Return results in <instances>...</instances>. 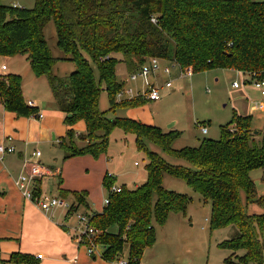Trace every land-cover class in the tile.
<instances>
[{
	"label": "trees",
	"instance_id": "1",
	"mask_svg": "<svg viewBox=\"0 0 264 264\" xmlns=\"http://www.w3.org/2000/svg\"><path fill=\"white\" fill-rule=\"evenodd\" d=\"M155 19L156 22L152 20ZM53 21L57 46L65 59L76 64L66 78L53 73L57 59L45 38V27ZM27 56L37 77L50 83L54 102L70 127L61 141L64 159L82 156L99 159L107 154L110 134L115 128L136 136L139 150L148 157L147 181L134 189L124 185L113 193L108 173L104 186L109 204L93 214L91 225L99 231L95 244L105 246L102 258L115 262L129 249L127 264H140L145 251L156 242L154 222L164 226L171 214L185 213L190 198L163 186V174L183 179L211 205L210 229L232 230V238L220 245L232 252L226 264H264V214L251 215L242 202L264 208V197L256 198L251 173L264 169V131L256 134L251 117L234 115L221 128V138H204L197 148L176 151L171 148L176 131L139 122L111 119L100 109L103 84L109 95L110 111L135 107L148 101L136 98L116 102L124 84L116 79V55L136 72L150 58H158L179 67L181 72L204 73L234 69L244 74L264 73V2L253 0H36L33 9L0 5V58ZM100 72L96 78L92 64ZM0 104L17 117H36L39 110L30 107L22 90V77L0 71ZM84 121L86 133L78 135L86 145L77 147L73 126ZM149 139L165 151L185 159L191 167L167 163L145 148ZM34 197L41 195L36 181ZM73 194L85 204L86 191L60 190ZM74 205L70 204L73 210ZM116 228L117 232H112ZM243 255L239 256V252ZM235 257L236 262L233 261ZM30 258L15 253L18 264Z\"/></svg>",
	"mask_w": 264,
	"mask_h": 264
},
{
	"label": "rangeland",
	"instance_id": "2",
	"mask_svg": "<svg viewBox=\"0 0 264 264\" xmlns=\"http://www.w3.org/2000/svg\"><path fill=\"white\" fill-rule=\"evenodd\" d=\"M35 4L36 0H0V5L8 7L33 9ZM44 33L48 47L53 57L57 59L53 68L54 75L60 78L69 77L76 70V64L70 60H66L64 52L58 48L56 27L53 21L48 23ZM24 61L22 59L17 60L12 70L22 77L25 101H37L40 111L47 112L57 109L53 100L49 80L45 76L37 77L29 64ZM92 68L96 78L99 80L100 72L98 67L93 63ZM0 71L3 70L0 68ZM115 71L118 83H125L124 87L132 86L134 89L142 91L147 89V85L157 84L162 86L167 81L173 80L175 89L167 91L162 97V100L144 104L151 109L149 112L157 119L158 125L156 124L153 127H158L163 133H169L173 129L180 133L171 145V148L176 151L184 148H197L203 138L219 140L221 138V128L229 125L236 113L233 106L234 96L231 94L234 82L240 81L241 86L253 85L249 78L240 76L237 78L233 72L225 69L196 73L192 76H183L179 67H174L170 77L162 75L157 79L156 74L150 75L147 79L139 78L132 85L126 83V80L133 72L123 62L118 60ZM241 78L248 79L249 82H243ZM105 88L103 84L104 90L100 97V109L102 112H106L109 118L118 119L123 116V110L126 109L119 107L115 111H110L109 95ZM115 101L117 102V99ZM258 115L256 114V116ZM45 119L53 120V116L47 114ZM198 124H206L209 133L203 135ZM53 128L58 130L59 135L65 132L64 137H66V124L63 119L60 121L56 120ZM84 133H86V130ZM72 141L77 147L87 144V142H80L77 136ZM144 145L148 151L157 153L171 165L191 167L185 159L165 151L162 146L149 139L144 140ZM44 151L42 152H44L46 158H53L55 154L59 153L64 154L60 142L50 143ZM102 156L106 158L109 175L115 178V180H112L113 188L124 185L127 189H132L141 181H147L148 173L145 168L149 160L147 154L139 150L135 135L127 134L121 128H115L110 134L107 154ZM85 158L81 157V159ZM63 160L66 161L65 159ZM251 176L256 185L255 197L259 198L264 195V172L262 169L255 170ZM55 180L56 178L50 181L44 179L42 188L46 191V194L43 193L42 195L51 196V192L55 190L53 185ZM164 182L169 191L188 196L190 203L184 214H172L166 225L159 226L154 222L156 242L153 247L145 251L140 264H226V259L231 256L232 252L228 249L221 248L220 245L232 238V230L222 228L211 231L210 203L204 201L202 196L195 192L183 179L164 173L163 186ZM103 189H105V186L94 187L91 191L89 198L91 199L90 206L92 208H97L98 210L101 208L104 210V200L109 197V192L107 189L106 192ZM241 197L249 214L257 215L262 212V209L264 210V208L255 203L247 204L244 192H242ZM61 202L62 199L60 200ZM84 208L79 211L80 214L91 216L94 214L93 210L89 212L87 207ZM95 213H99V211ZM94 231L93 242L95 243V237L99 235V231L95 228ZM128 252L129 249L125 246L123 257L119 260H126L128 258ZM243 253V251H240L238 254L241 256ZM233 261L236 262L235 257H233Z\"/></svg>",
	"mask_w": 264,
	"mask_h": 264
},
{
	"label": "crops",
	"instance_id": "3",
	"mask_svg": "<svg viewBox=\"0 0 264 264\" xmlns=\"http://www.w3.org/2000/svg\"><path fill=\"white\" fill-rule=\"evenodd\" d=\"M253 1L264 2V0ZM115 57L123 62L122 56L116 55ZM21 59L30 66L27 56L0 58V68L2 65L6 66V70L1 71V73L16 74L12 68L17 60ZM225 70L233 72L237 78L244 74L234 69ZM162 75V73L159 74L158 79ZM23 85L24 82L22 83V90ZM174 89L162 91L163 96L167 91ZM231 94L234 96L235 115L251 117L252 129L258 132L264 131V88H256L253 85H240L238 88L232 86ZM29 101H32L39 110L37 101L28 100L26 102ZM124 109L126 110H123V116L119 118L152 126L157 124V119L151 115L149 112L151 109L145 104ZM39 113L44 115L43 119L33 116L17 117L16 114L6 111L4 106L0 104V143L4 142L6 138L12 137V145L15 147V153L8 154L3 160H0V264H16L11 261V257L15 253L30 258L28 262L18 264H118L123 254L117 257L115 262H109L102 258L106 249L102 244H97L93 256H90L87 246L88 239L81 237L77 229V216L81 209H85L84 207H87L89 212L93 210L94 214L103 212L101 208L98 210L90 206L89 195L91 196L94 187H104V180L108 173L106 158L101 156L99 160H94L92 156L86 155L82 156L86 157L85 159L77 157L64 161L65 155L62 153L55 154L53 158H46L44 155L45 148L52 142H60L61 144L62 139L65 138V132L59 135L58 130L53 128L55 121L64 120L65 115L58 108L47 112L39 110ZM47 114L52 115L54 121L45 119ZM256 114L259 115L256 116ZM69 129L70 127L66 125V133ZM73 130L76 136L85 134V122H78L73 126ZM50 147L52 148V146ZM36 151L41 152L39 158L33 156ZM28 160L39 162L52 171V174L50 173V175L38 180L40 181L41 195L46 194L42 188L44 179L50 181L56 178L53 184L55 190L50 195L58 197L59 200L62 199V202L48 213L42 211L33 200L24 198L15 186V180L24 173V163ZM262 170L264 172V169ZM112 180L115 178L112 177ZM252 180H254L253 177ZM143 182L136 184L134 188ZM164 187L167 189L165 182ZM61 189L76 193L86 191L88 196L85 197V204L77 203L73 194L61 195ZM103 190L106 192V187ZM65 203L73 204V210L68 209L64 205ZM103 207L105 206L103 205ZM96 211L99 213H95ZM261 211L260 214H264V210ZM112 232L116 233L117 229L113 228Z\"/></svg>",
	"mask_w": 264,
	"mask_h": 264
},
{
	"label": "built area",
	"instance_id": "4",
	"mask_svg": "<svg viewBox=\"0 0 264 264\" xmlns=\"http://www.w3.org/2000/svg\"><path fill=\"white\" fill-rule=\"evenodd\" d=\"M156 22L155 19L152 20ZM176 67L173 64L165 63L164 61L158 58H150L146 63H144L136 72H133L131 76L128 77L126 83H135L139 80V78L147 79L150 75H155L158 79L159 74H163L165 76L170 77L173 73V68ZM1 70L5 71L6 66L2 65ZM158 73V74H157ZM183 76H192L191 72H182ZM245 74L241 75L244 77ZM251 83L256 88H264V73L261 74H248ZM241 78L243 82H249L248 79ZM125 85V83H124ZM233 86L238 88L240 86V81H235ZM174 88L173 80L167 81L164 85L159 86L157 84L147 85V89L145 90H136L132 86L124 87L118 92L116 99L118 102L125 100H132L136 98H141L149 102H157L160 101L163 97L162 91L171 90ZM30 107H36L32 101L27 103ZM44 115L39 113L35 118L43 119ZM199 125V124H198ZM203 134L208 133V128L206 125H199ZM13 138L8 137L4 140V142L0 143V160H3L6 155L15 153V147L12 145ZM35 158H39L41 156L40 151H36L33 153ZM52 174L50 169H47L39 162H33L28 160L24 163V173L20 175L15 180V186L22 194V196L28 200H33L37 206L44 212L48 213L55 207L60 204V200L58 197L54 196H44L40 195L39 197H34L35 183L36 181L42 179L46 175ZM108 177H112L108 173ZM113 193L121 192V187H114L112 189ZM109 197L104 200V205L107 206L109 204ZM68 209H70V204H64ZM91 215L79 214L77 216L78 219V231L80 232L81 237H86L88 239V253L90 256H93L96 244L93 242L94 237V228L91 225ZM126 260H119L118 264H127Z\"/></svg>",
	"mask_w": 264,
	"mask_h": 264
},
{
	"label": "water",
	"instance_id": "5",
	"mask_svg": "<svg viewBox=\"0 0 264 264\" xmlns=\"http://www.w3.org/2000/svg\"><path fill=\"white\" fill-rule=\"evenodd\" d=\"M255 133H256V134H258L259 132H258V131H256Z\"/></svg>",
	"mask_w": 264,
	"mask_h": 264
}]
</instances>
